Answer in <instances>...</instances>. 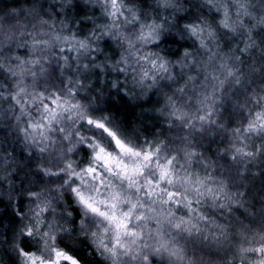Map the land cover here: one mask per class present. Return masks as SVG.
Instances as JSON below:
<instances>
[{"label": "snow or ice", "instance_id": "obj_1", "mask_svg": "<svg viewBox=\"0 0 264 264\" xmlns=\"http://www.w3.org/2000/svg\"><path fill=\"white\" fill-rule=\"evenodd\" d=\"M88 3L99 4L104 24H95L87 4L62 0L60 11L53 7L51 13L55 19L63 13L65 19L50 37L45 29L54 28V18L38 0L21 13L38 20L40 33L29 34L22 54L27 59L18 58L12 70L15 90L0 93V99L9 104V124L15 121L17 136L33 149L25 157L36 168L31 175L41 182L45 176L50 182L71 176L79 185L71 191L87 214L101 264H194L189 246L219 264H264V79L259 89L250 86L257 69L245 59L264 49V17L255 24L240 19L250 15L246 0H235L233 6L204 0L199 10L177 16L172 25L158 16L149 19L135 0ZM159 4L179 7L176 0ZM232 7L241 9L237 19ZM70 16L80 21L74 34L65 28ZM125 24L137 29L135 40ZM166 27L186 37L175 60L141 53L137 44L156 41ZM101 36L107 37V49L115 40L133 55L101 50L92 39ZM133 58L134 83L159 98L149 97V106L129 121L111 106H92L88 94L106 89L123 94L121 77L129 75ZM260 63L264 73V55ZM28 73L34 80L38 75L57 80L59 87L30 92ZM178 76L183 84L172 94L157 88L163 77L171 90ZM58 140L68 142L70 153L83 152L79 172L58 149ZM4 163L8 171L15 161ZM25 192L36 205L32 219L24 224L20 218L23 195L18 212L12 213L13 224L23 225V264H81L79 255L50 247L48 241L58 239L54 228L38 227L45 213L54 211L48 197L31 187ZM34 236L42 248L28 244Z\"/></svg>", "mask_w": 264, "mask_h": 264}, {"label": "clouds", "instance_id": "obj_2", "mask_svg": "<svg viewBox=\"0 0 264 264\" xmlns=\"http://www.w3.org/2000/svg\"><path fill=\"white\" fill-rule=\"evenodd\" d=\"M38 2L43 5L45 11L53 15L54 28L51 30L45 29L50 37L51 31L59 30L61 28L60 21L65 19L63 13H61L59 19H55V14L51 13L53 7L57 11H60L62 0H38ZM78 2L82 6L88 5V15L94 16V21L97 26L106 22L99 4L94 6L89 4L88 0H78ZM104 2L105 0H100V3ZM135 3L140 9L147 12L149 19L158 16L160 22L167 21L169 25H172L177 16H184L188 12L199 10V6L204 3V0H176L179 6L178 8L161 7L159 0H135ZM224 3L233 6L235 0H224ZM31 5L32 0H0V65L3 66L0 69V93H3L5 96L15 90L16 79L13 76L12 70L15 69L18 58L27 59V57L21 55V51H25L24 46L30 43L31 37L29 34L32 32H36V34L40 33L38 20L35 17L21 14L25 8H30ZM246 6L250 15L243 16L241 14L239 16L240 19L246 20L249 24H255L264 17V0H246ZM202 10L206 12L207 8L205 7ZM239 13H241L240 8L232 7L231 15L233 19H237ZM121 22L123 23V20ZM33 25H36L35 29ZM79 27L80 21L76 20L74 16L67 18L65 28L69 34L76 33ZM124 27L127 29L128 35L135 40L137 29L133 28L131 24H125ZM257 28H259V25ZM92 39L94 45L98 44L99 48L103 51H115L116 53L127 51L130 56L133 55L126 46L122 50L115 40L109 41L112 49L106 50L105 39L107 37L101 36L99 40L96 37H92ZM184 39L186 37H181L175 27H166L156 41L137 44V47L141 53L152 51L159 56L171 58L173 55L176 56L179 54L178 49ZM153 43L158 44L159 47L153 48ZM202 55L206 59L208 54L204 53ZM236 55L238 56L239 53H236ZM261 55H264V49L258 48L254 54H250L245 58L248 64H251L257 69L254 73L255 84L250 85L254 89H259L262 86L261 79H264V73L259 70L261 67ZM101 59H103V56ZM136 68L137 61L133 58L132 67L129 68V75L127 77H121V83L124 87L123 94L116 93L114 89H106L103 93H89L88 95L92 106H111L117 116L129 121L135 120L136 116L140 115L142 110L149 106V97H151L152 101L159 98L157 95H153L152 92L144 93L134 83ZM243 70L247 72L248 68L245 67ZM177 81V83L171 85V90H169L164 87L169 81L162 77L157 82V88L161 92L172 94L176 87L183 84V80L179 76L177 77ZM25 82L30 92L33 89L36 91L50 90L53 84L59 87L57 80H49L48 77L39 75L34 80L30 73L26 74ZM155 90L153 89V91ZM153 96L155 97L154 100L152 99ZM4 113H7V115H3ZM10 119L11 110L9 104L0 99V177H2L0 178V203L3 204V207H0V264H23L24 257L19 254L22 241L21 229L23 225L13 224L14 217L12 213L18 212L21 206V196L23 195L24 202L22 206L24 213L20 218L24 224H27L32 219V211L36 205L27 198L25 189L29 187L37 191H42L50 200L51 208L54 209V211L45 213L46 220L38 226L39 228L47 230L50 225L55 229V235L58 239L56 241L49 240L50 247L67 249L71 253L79 255L81 264H101V257L92 246L91 230L86 220L87 214L80 208L71 191L73 186L79 187V185L73 184L71 176H67L65 179L53 178L51 182L49 181V177L45 176L43 182H41L35 176L31 175V173L36 171V168L35 166H30L25 157L29 156L33 149L24 143L23 138L17 136L15 132V121L12 120L10 125ZM84 131L87 135L86 130ZM16 145H19V151L14 155L13 151L9 150V147L15 149ZM69 146L67 141H57L58 149L66 153L68 162L72 163L74 171L79 172V168L76 166H83L84 154L79 151L74 154L68 152L67 149ZM12 160L15 161V164L8 171H4V162ZM17 168H22L23 171H13V169ZM64 171L67 172V169H64ZM13 176L16 178L13 179ZM28 244L33 249L42 248L43 246L42 241L37 239L36 236L30 239ZM196 247L199 248L200 246L197 245ZM46 254L50 255V253ZM188 256L194 260V264H219V261L213 259L210 255H203L200 251H193L192 246H189Z\"/></svg>", "mask_w": 264, "mask_h": 264}, {"label": "trees", "instance_id": "obj_3", "mask_svg": "<svg viewBox=\"0 0 264 264\" xmlns=\"http://www.w3.org/2000/svg\"><path fill=\"white\" fill-rule=\"evenodd\" d=\"M206 13H207V11H206ZM88 27L90 28L91 25H88ZM105 47H106V46H105ZM106 50H107V48H106ZM178 51H179V52H182V51H183V46H182V45L179 46ZM21 54H23V51H21ZM175 57H176V56L173 55L171 58H172V59H175ZM152 99L154 100L155 97L153 96ZM9 150L13 151V154L15 155V154L19 151V145H16V148H15V149H12L11 147H9ZM21 158H22V156H21ZM0 207H3V204H2V203H0Z\"/></svg>", "mask_w": 264, "mask_h": 264}, {"label": "rangeland", "instance_id": "obj_4", "mask_svg": "<svg viewBox=\"0 0 264 264\" xmlns=\"http://www.w3.org/2000/svg\"><path fill=\"white\" fill-rule=\"evenodd\" d=\"M22 55V54H21Z\"/></svg>", "mask_w": 264, "mask_h": 264}]
</instances>
